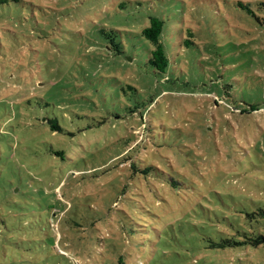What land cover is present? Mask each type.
Returning a JSON list of instances; mask_svg holds the SVG:
<instances>
[{"label":"rangeland","instance_id":"374dc122","mask_svg":"<svg viewBox=\"0 0 264 264\" xmlns=\"http://www.w3.org/2000/svg\"><path fill=\"white\" fill-rule=\"evenodd\" d=\"M262 212L264 0H0V264H264Z\"/></svg>","mask_w":264,"mask_h":264},{"label":"trees","instance_id":"16d2710c","mask_svg":"<svg viewBox=\"0 0 264 264\" xmlns=\"http://www.w3.org/2000/svg\"><path fill=\"white\" fill-rule=\"evenodd\" d=\"M2 1L1 3H3ZM164 29V22L158 17H151L149 19V26H147L142 31V36L153 45V50L150 53L149 63L152 67L161 74H165L169 68V57L166 53L165 46L162 42V34ZM119 52V45H116ZM54 131L58 130L57 126H52ZM264 216V212L261 213ZM245 240H234L232 242L227 241L226 244L229 247H238V246H252L254 248L264 246V235H244ZM54 245V243H53ZM56 254L60 257L66 258L70 263V259L65 255H62L58 252Z\"/></svg>","mask_w":264,"mask_h":264}]
</instances>
